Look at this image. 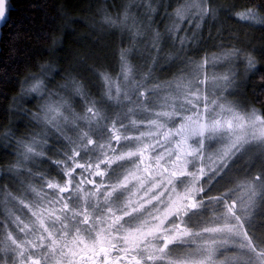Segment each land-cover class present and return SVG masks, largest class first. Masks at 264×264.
Segmentation results:
<instances>
[{
    "label": "rangeland",
    "instance_id": "374dc122",
    "mask_svg": "<svg viewBox=\"0 0 264 264\" xmlns=\"http://www.w3.org/2000/svg\"><path fill=\"white\" fill-rule=\"evenodd\" d=\"M178 1L136 0L106 29L101 26L106 25L107 11L92 10L91 19H99L98 27L91 26L98 33L96 40L83 39L79 49H66L78 54L71 59V71L57 65L49 76L37 78L30 101L39 102L41 118L32 115L25 143L16 142L8 150L9 162L0 164L2 227L16 225L23 214L34 218L40 229H50L51 219L71 218L73 232L47 237L51 246L78 251L85 238L80 223L85 203L107 198L111 204L109 197L117 192L119 212L114 216L120 244L144 264H256L241 246L227 208L239 209L251 221L245 231L257 242L264 240V188L254 182L259 175L264 179V136L259 129L249 130L248 136L255 132L256 139H249L227 166L215 168L220 160L216 153L242 132L235 117L253 109L261 112L248 107L238 92L244 73L239 69L241 56L210 39L211 25L202 26L205 20L217 21L220 12L209 7L199 13L196 2ZM3 11L0 3V14ZM180 20L195 24L182 27ZM203 32L209 39L202 38ZM214 120L218 123L211 132ZM54 134L69 144L53 157L51 164L59 174L47 176L51 166L42 167L41 157L47 158ZM145 150L151 152L152 177L140 185L144 180H136V174L143 175L135 155ZM103 161L108 165L102 166ZM32 168L40 169V175ZM170 174L182 178L172 180ZM90 181L109 185L95 194ZM49 183L56 187L49 188ZM191 203L196 206L188 207ZM150 206L149 213L145 210ZM138 207L146 215L129 217ZM92 214L89 210L88 217ZM178 223L180 229L173 230ZM107 224L95 229L108 230ZM70 225L65 222L63 230ZM164 235L174 237L167 248Z\"/></svg>",
    "mask_w": 264,
    "mask_h": 264
},
{
    "label": "trees",
    "instance_id": "16d2710c",
    "mask_svg": "<svg viewBox=\"0 0 264 264\" xmlns=\"http://www.w3.org/2000/svg\"><path fill=\"white\" fill-rule=\"evenodd\" d=\"M135 1L9 0L7 18L0 26L1 165L5 164L4 161L7 164L10 160L9 148L13 150L16 142L22 145L25 143L23 135L30 129L32 115H35L37 120L41 118L39 102L30 101L31 95L35 93L37 78L44 77L57 65L59 67L66 65L67 69L70 67L67 71H71V59L78 54L69 53L66 49H79L83 39L88 42L96 40L98 33L91 26L98 27L96 24H99V19H91V11L94 9L107 11L104 18L106 25L101 26L106 29L108 24L112 25L126 9L125 6L133 8L135 4H131ZM162 1L164 0H160L159 3ZM193 2L199 5L200 8L197 7L199 13L205 12L209 7L220 12L217 21L210 23L205 20L202 26L207 28L211 25L213 31L211 36L209 35L210 39L222 44L219 46L226 51L241 56L239 69L244 70V73L238 92L247 103H250L248 107H256L264 113V0H192L191 3ZM182 3L183 0L178 1L179 5ZM161 15L163 18L164 13ZM193 15H196V12ZM177 19L184 20L185 17ZM181 20L177 24L182 27L195 24L194 20L190 23ZM161 22L165 23L163 19ZM202 34L203 39H209L206 38V34L209 33ZM105 36L107 39H117L115 34ZM249 57L255 62L252 69L248 67ZM59 75L61 74L57 76ZM59 78L64 80L63 77ZM55 136V139L50 140L51 147L46 154L47 158L41 157L42 167L51 166V173L47 176L52 173L59 174L51 163L53 157L58 158L60 155V149L65 150L69 144ZM32 169L35 170L32 173L40 175L37 173L40 169Z\"/></svg>",
    "mask_w": 264,
    "mask_h": 264
},
{
    "label": "flooded vegetation",
    "instance_id": "af4514ba",
    "mask_svg": "<svg viewBox=\"0 0 264 264\" xmlns=\"http://www.w3.org/2000/svg\"><path fill=\"white\" fill-rule=\"evenodd\" d=\"M135 157L138 159L137 169L143 175L141 177L140 174H136V180L143 179L144 181L140 185H144L145 181L151 180L152 177L151 152L147 150L137 152ZM175 158L179 159L177 155ZM106 165H108L107 161H103L102 166ZM102 171L103 168L101 167V170H98L97 178L100 177ZM162 171L168 172L166 167L162 168ZM169 177L172 180L182 178V176L176 174H170ZM88 185L93 193L98 194L99 191L107 188L109 184L107 182L90 181ZM61 189H64L63 192L69 191L68 188ZM115 195H117V192L109 197L111 204L107 202V198L102 203H85L83 208L85 215L82 216V220L80 217V223L85 227L81 231L85 238L81 241L82 247L78 251L51 246L52 240L49 241L47 237V234L50 236L55 233L73 232V230L70 231L74 227L71 218L51 219L48 224L52 230L40 229V224L34 218L24 214L22 218L19 217L16 225L10 223L2 227L3 224H0V264H32L33 260L39 261V264H129L132 256H136L137 259L141 260V264H144V261L132 251H128V254L125 255L124 248L120 244V236L115 224L118 219L115 220L114 216V212H119V203ZM148 204L151 205V202ZM89 210L93 212V217H88ZM150 210L151 206L145 211L150 213ZM135 213L146 215V213L140 212L139 208L137 211L132 212L129 217ZM174 217L176 220L179 219L177 215ZM85 220H87V223H85ZM65 222L71 224L67 230H63ZM91 223H94L93 227H91ZM98 224L102 226L107 224L110 229L97 232L99 230L95 228ZM101 249H107V254Z\"/></svg>",
    "mask_w": 264,
    "mask_h": 264
},
{
    "label": "snow or ice",
    "instance_id": "6c2138e0",
    "mask_svg": "<svg viewBox=\"0 0 264 264\" xmlns=\"http://www.w3.org/2000/svg\"><path fill=\"white\" fill-rule=\"evenodd\" d=\"M0 3H3L4 5V11L2 14H0V22H3L7 18V13L9 11L8 8V0H0ZM250 14V13H249ZM243 18V17H241ZM183 43V41H181ZM248 67L249 69H252L255 67L254 60L249 57L248 58ZM227 79V78H226ZM229 83H231V80H229ZM91 111V109H89ZM236 122L238 126L242 129V132L237 135L236 140L232 141L231 143H224V148L219 150L216 155L220 158L218 166L215 168H220L221 166H227L228 161L234 156L237 152L241 150V148L244 147L245 144L249 143V139L255 140L256 135L255 132H252L251 137L248 136V132L250 129H259L261 136H264V113H258L257 110L253 109L250 113H247L245 117H235ZM248 120V125L243 124V120ZM218 123L217 121H213L212 128L210 131H215V125ZM228 127L231 129L233 127V123L231 121L228 122ZM77 155H79L77 153ZM203 171V169H202ZM254 182L260 186L261 188H264V179L261 178V176H257L254 178ZM49 188H55V184H48ZM60 191H64V189H60ZM264 198V197H262ZM188 207L192 208L195 207V203H191L187 205ZM181 211V207L177 206L175 208V213L177 216H179V213ZM227 212L231 215L232 220L234 221V228L236 230V235L242 238V247H246L248 251L255 257L256 264H264V240H260L257 242L256 238L254 236H251L248 231H245L246 228H251V221L248 219H245L243 215L239 212V209L234 210L233 206H228ZM85 223H87V220H85ZM180 225L177 224L176 228L173 230H179ZM184 234V233H181ZM174 237L171 235H164L163 237V248H167L168 245L172 242ZM128 237H125V242H127ZM15 243V241H13ZM163 248L160 249L161 252H163ZM101 251H104L105 254H107V249H101ZM125 255L128 254V249L125 248L124 250ZM148 259H155L154 256H149ZM32 264H39V261L33 260ZM129 264H141V260L137 259L136 256H132Z\"/></svg>",
    "mask_w": 264,
    "mask_h": 264
}]
</instances>
